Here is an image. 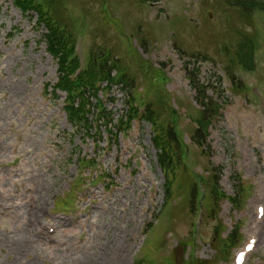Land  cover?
<instances>
[{
  "label": "rangeland",
  "instance_id": "374dc122",
  "mask_svg": "<svg viewBox=\"0 0 264 264\" xmlns=\"http://www.w3.org/2000/svg\"><path fill=\"white\" fill-rule=\"evenodd\" d=\"M232 2L64 0L58 5L75 28L82 62L90 52L112 48L120 66L137 78L135 92L144 93L148 101L156 99L157 92L129 57L131 49L137 48L166 71L169 82L164 91L173 111L182 114L179 132L186 159L197 168L208 194L207 179L214 168L227 195H234L241 184L248 188L240 209L223 201L216 234L218 221L206 216L203 220L200 207L193 215L190 205L173 196L167 201L171 209H163L166 177L158 165L149 124L135 121L117 138L104 132L97 142L82 132L72 133L71 138L65 135L71 131L64 111L66 96L55 99L47 85L56 83L59 65L41 44L46 28L35 25L36 14L25 16L12 0H0V264H171L188 253L213 259L236 222L246 237L255 216L256 191L264 184V12L255 15L261 30L255 71L239 67L226 71L224 47L233 44L230 36L235 28L253 29L244 18L237 21ZM204 54L214 59L204 60ZM234 74L237 82L249 87L248 94L234 87ZM194 82L206 83L207 93L199 92ZM206 95L217 98L222 109L210 125L208 148L203 151L192 144L190 133L200 107L198 98ZM100 96L114 111L115 121L124 115L127 103L121 89ZM112 96L118 100H109ZM75 151L95 163L81 168ZM102 173L113 184L110 179H97ZM176 189L177 183L171 193ZM60 196H71L68 208H55ZM59 217L57 243L37 237L36 224L45 226ZM194 228L199 236L194 245L188 243L189 248L186 242L195 240ZM261 239L249 264H264V234ZM239 246L227 262L217 264H233Z\"/></svg>",
  "mask_w": 264,
  "mask_h": 264
},
{
  "label": "trees",
  "instance_id": "16d2710c",
  "mask_svg": "<svg viewBox=\"0 0 264 264\" xmlns=\"http://www.w3.org/2000/svg\"><path fill=\"white\" fill-rule=\"evenodd\" d=\"M61 3H64V0H51L50 2L13 0L14 7L19 9L23 15L37 14L38 23L43 24L46 28V33L40 40L41 44H46L47 52L57 60L59 65L56 83L47 85L48 88H52L51 94L55 99L60 98L61 93L66 94L64 111L71 131H66L65 135L71 138L73 137L72 133L80 134L82 132L83 137L97 142L103 136V127L110 136L117 138L120 132L131 130L135 121H145L150 124L153 130V144L157 150L158 164L166 177L164 185L166 201L174 196L178 202L190 205L189 210L194 213L197 196L196 176L186 159L183 138L179 132L180 115L177 111H173L172 105L166 99L164 91L168 81L166 72L162 68L154 66L150 60H146L137 48L131 49L129 57L143 70L144 81L150 89L157 92V98L148 101L144 93L135 92L137 78L120 66L121 62H119V58L115 57L113 49L101 47V53L90 52L86 59L85 70L74 77L79 68V60L76 56L74 57L77 34L75 28L69 24L67 17L63 16L58 9V5ZM230 5L233 7V13L239 14L237 21L241 23L240 21L243 22L242 18H244L253 29L250 32H245L237 26L234 34L230 36L233 44L224 47L225 55L229 61L226 70L233 72L239 64L242 69L253 71L254 56L260 47L261 39L260 31L256 27L255 15L259 11L264 12V0H233ZM143 41L145 40L142 39L144 44ZM143 49L145 50V47ZM227 57H223L225 64H227ZM203 59L213 60L214 58L206 56ZM232 81L236 83L235 76ZM194 84L199 92L207 93L206 83L196 85L194 82ZM238 85L239 93L246 92L241 81L238 82ZM114 87H119L124 91L128 107V111L121 115L117 121H115L113 110L105 106L100 96V93L111 91ZM198 100L201 109H199V118L195 120L197 128L194 127L191 138L193 143L204 151L208 148L210 125L218 118L222 105L213 96L206 95L199 97ZM114 127L117 130H114ZM79 161L85 162V160ZM175 183H177V189L171 193ZM207 183L210 187L209 199L206 201L208 217L218 221L217 232L219 233L221 220L218 219V215L222 209L223 201L229 200L235 209H240L246 197L247 188L241 184L238 186L236 194L228 196L221 189L220 180L214 171ZM186 194L190 204L185 202ZM240 229L241 224L238 222L227 238L222 240L223 245L218 246L217 258L225 261L230 258L232 249L242 239ZM191 242L192 240H189V243ZM158 245H162V243ZM171 264H175V262ZM181 264H210V262L198 259L191 254Z\"/></svg>",
  "mask_w": 264,
  "mask_h": 264
}]
</instances>
